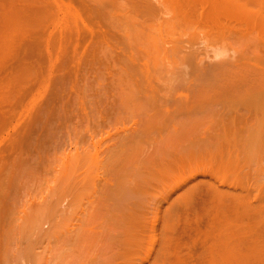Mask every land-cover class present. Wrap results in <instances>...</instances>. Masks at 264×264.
Returning <instances> with one entry per match:
<instances>
[{
  "label": "bare ground",
  "instance_id": "6f19581e",
  "mask_svg": "<svg viewBox=\"0 0 264 264\" xmlns=\"http://www.w3.org/2000/svg\"><path fill=\"white\" fill-rule=\"evenodd\" d=\"M196 196L264 264V0H0V264H179Z\"/></svg>",
  "mask_w": 264,
  "mask_h": 264
},
{
  "label": "rangeland",
  "instance_id": "374dc122",
  "mask_svg": "<svg viewBox=\"0 0 264 264\" xmlns=\"http://www.w3.org/2000/svg\"><path fill=\"white\" fill-rule=\"evenodd\" d=\"M163 7V6H162ZM168 9V8H167ZM167 9L165 8V11L163 12V13H165V17H169V15H170V11H168L167 12ZM169 10V9H168ZM169 13V14H168ZM193 23H195L194 25H193ZM193 23H182V25H179V26H177L174 30L175 31H177V33L176 32H171L169 35H166L165 37H166V39L167 40H170V39H172L173 38V36H174V34H175V37H180L181 39H182V41H184L185 39H187L188 41H193V43L194 42H196L197 44H195L194 43V45L196 46H200L199 48H202V46H206V45H208L207 44V42L206 41H210L211 42V40H209V39H211V37L208 39V37H207V28H206V24L205 23H201L200 21H194ZM188 25V26H187ZM187 26V27H186ZM192 27V32H191V27ZM201 26V27H200ZM200 27V28H199ZM187 28V29H186ZM177 29V30H176ZM189 29V30H188ZM198 29V30H197ZM186 30H188L187 32H186ZM200 31V32H199ZM184 32H186V33H184ZM196 32V33H195ZM183 33V34H182ZM199 33V34H198ZM180 34H181V36H180ZM191 35V37L193 36V34H194V37H195V39H194V37H192V39H190V36H188V35ZM195 34H196V36H195ZM172 35V36H171ZM184 35H185V37H184ZM169 36V37H168ZM203 36V37H202ZM209 36V35H208ZM168 37V38H167ZM182 37H184V38H182ZM179 38V39H180ZM206 38H207V40H206ZM166 39H164V40H166ZM180 39V40H181ZM190 39V40H189ZM195 41H194V40ZM187 40H185V44L187 43ZM209 42V43H210ZM166 42L164 41V44H165ZM206 43V44H205ZM205 44V45H204ZM168 45V44H167ZM203 47V48H204ZM230 49V48H229ZM217 50V49H216ZM212 51V49H211V47H210V52ZM212 53H217V51H215V52H211L210 54H212ZM227 53H230V54H232V51H228ZM201 175H205L206 176V178H208V174L206 175V174H198L197 175V177H203V176H201ZM37 192V191H36ZM34 193L33 192V195L35 194H37V196H30V198H32V200L29 198V196H27L31 201H33V198H34V201L35 200H39L40 198H42V196L41 195H43V194H39V196H38V193ZM44 192V191H43ZM42 192V193H43ZM32 194V193H31ZM87 194H88V196H87ZM87 194H85V196L83 197V198H85V200H83V198L81 199L84 203H85V201L87 200L86 198H88L90 195H89V193H87ZM87 196V197H86ZM26 197V196H25ZM36 197H39V199H37ZM197 198L195 199V200H193V204L192 205H194L193 207H194V210L192 211V210H190V212H192L191 214H190V212H189V214H188V220H187V222L185 223L184 222V220L183 219H181L182 220V222L184 223H181V220L179 221V223L177 224V227H176V229H175V232H176V230H177V233H175L176 234V236H175V247H176V250H177V252H178V254H179V257H180V263L179 264H203V261H204V259L206 258L205 256H207V254H206V251H207V248H208V246H209V244H210V242H211V234H210V230H211V222H212V220H213V217H214V212L211 210V208H210V206L205 202V197L204 196H196ZM66 198V197H65ZM65 198H63V200L65 199ZM66 199H68V198H66ZM63 200H61V203H62V205H61V207L63 208V206H66V204L64 205V203L65 202H68V200H65V202L63 201ZM206 200H207V197H206ZM195 201V202H194ZM83 202H80L82 205L84 204ZM208 202V201H207ZM82 205H80L79 204V206H78V208H81L82 207ZM206 205V206H205ZM75 210V209H74ZM208 210H210V211H208ZM47 212V211H46ZM70 212H72L71 211V209H70ZM191 217H190V216ZM149 216L151 217L152 215H150L149 214ZM195 216V217H194ZM191 219V220H190ZM21 234H23V231H21ZM24 235H25V232H24V234H23V236L21 237V235H20V238H23L24 237ZM31 235V234H30ZM34 235V234H33ZM34 237V236H33ZM35 238V237H34ZM29 240H32V239H30V237H29ZM28 240V241H29ZM63 241H64V243L66 244V242H65V240L63 239ZM36 242V243H35ZM35 242H33V246H32V248L34 249V250H36V251H39V252H42V251H40L42 248H41V246H42V244H41V242H42V239L40 240V243H37V242H39V238H38V241H37V239L35 240ZM44 243V242H43ZM21 244V243H20ZM20 244H19V246H20ZM37 244V245H36ZM39 244H40V248H39ZM68 244V243H67ZM44 245L46 246V244L44 243ZM37 246V247H36ZM48 246V245H47ZM68 246V245H67ZM37 248V249H36ZM67 248V247H66ZM70 248V247H69ZM35 252V251H34ZM43 253V252H42ZM45 253H47L46 251H45ZM17 254V253H16ZM48 254V253H47ZM47 254H43V256H45L46 258H47ZM19 256V255H18ZM39 256H42V255H39ZM20 257H21V255H20ZM37 255L36 256H34L33 258H31L32 259V263L31 262H28V261H30L31 259L29 258V260L27 261V263L28 264H34V263H36L35 262V260L37 259ZM45 257H43V260H44V262H40V259H38L37 261L38 262H40V264L41 263H43V264H49V263H46L45 262ZM22 258H24V257H22ZM22 258H19V257H17V258H15L14 259V261L16 262V260H17V262H18V260L19 261H21L22 260ZM40 258V257H39ZM45 258V259H44ZM53 260H51V262H50V264L52 263V264H54L55 262L56 263H58V264H68V261H55V259L54 258H52ZM27 260V259H26ZM49 260V261H50ZM76 260H78V259H76ZM23 261V260H22ZM21 261V263L22 264H24L25 262H22ZM24 261H25V259H24ZM34 261V262H33ZM79 261V260H78ZM78 261H75L76 262V264H77V262ZM83 261V260H82ZM13 263V264H16V263ZM47 262H48V260H47ZM85 262V261H84ZM83 262V263H84ZM86 262H88V264L90 263L89 261H87L86 260ZM85 262V263H86ZM205 262V261H204ZM19 264H21L20 262H18ZM17 263V264H18ZM26 263V264H27ZM55 263V264H56ZM72 263V262H71ZM71 263H69V264H71ZM39 264V263H38ZM72 264H74V262L72 263ZM80 264H82V263H80Z\"/></svg>",
  "mask_w": 264,
  "mask_h": 264
}]
</instances>
